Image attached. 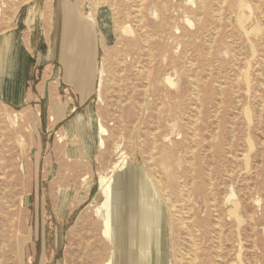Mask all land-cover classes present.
Returning <instances> with one entry per match:
<instances>
[{
	"label": "rangeland",
	"instance_id": "obj_1",
	"mask_svg": "<svg viewBox=\"0 0 264 264\" xmlns=\"http://www.w3.org/2000/svg\"><path fill=\"white\" fill-rule=\"evenodd\" d=\"M67 1L0 0V264L107 262L99 180L122 152L167 208V260L151 264H264V0H71L61 37ZM92 23L103 36L89 102L107 129L105 167L50 182L32 155L60 130L45 125L36 77L21 80L18 102L6 97L13 66L23 56L32 71L56 28L64 59L88 56Z\"/></svg>",
	"mask_w": 264,
	"mask_h": 264
},
{
	"label": "crops",
	"instance_id": "obj_2",
	"mask_svg": "<svg viewBox=\"0 0 264 264\" xmlns=\"http://www.w3.org/2000/svg\"><path fill=\"white\" fill-rule=\"evenodd\" d=\"M64 16L67 17L66 12ZM84 26L74 29L77 31L74 33L76 38L80 37L81 39L84 36L83 29L86 28ZM88 29L92 31L95 38V45L88 56L79 51L70 56L68 60L64 59L62 54L56 55L55 45L59 39L56 28V30H50L49 35L44 34L45 38L43 37L42 40L40 37L39 45L36 44V48H39L41 52L37 54L32 71V64L28 65L29 62L23 56L19 57L14 64L12 75L15 81L10 85L8 96L4 91L5 86L1 84L3 94L8 99L18 102L17 91L20 90L23 94L21 82L24 76H27V79L37 78L38 82L35 88L39 102H42L44 110L50 116L49 121L46 117L44 118L46 119L45 125L58 127L63 141L55 140L54 147H52L50 144L51 135H47L46 145L41 144L43 140L40 139L38 152H35L32 158L35 162L34 165L38 167V172L50 175L48 181L54 183H57L56 179L60 175L79 171L77 167H86L83 169V175L89 180L100 171L99 167L100 169L105 167V159L100 151L98 122L92 115L94 114L93 107L89 102L97 89L99 40L101 41L103 34L99 33L94 23ZM59 30V34L63 32L62 30L66 31V25L64 28L59 26ZM64 33L66 34V32ZM64 41L61 43L64 44ZM29 95H31L29 98L32 101L34 96L32 90ZM37 106L41 108V105ZM63 142L65 145L61 144ZM53 150L61 151L57 155ZM70 183L73 185L72 182ZM54 187L67 189L69 185L52 184L49 186L50 189Z\"/></svg>",
	"mask_w": 264,
	"mask_h": 264
},
{
	"label": "bare ground",
	"instance_id": "obj_3",
	"mask_svg": "<svg viewBox=\"0 0 264 264\" xmlns=\"http://www.w3.org/2000/svg\"><path fill=\"white\" fill-rule=\"evenodd\" d=\"M188 1L194 3L193 0ZM74 9L75 6L72 5L71 0H68L66 4L59 5L58 11L72 14ZM79 13L81 14L80 10ZM62 15L58 27L64 28L66 25L68 30L67 20L70 16L63 18ZM89 18L93 22L96 21L93 15L89 14ZM64 39H59L56 44V49L59 50L57 54L62 56L66 54L67 34ZM63 41L64 44L61 43ZM99 133L102 134L99 142L103 146V135L107 134V129L101 125ZM110 171L109 175H101L99 180L102 201L98 212H105L103 235L108 238L113 247L111 258L104 264H151L150 259L155 256L164 258L166 256L167 260L164 247L167 233V208L158 197L152 180L146 175L143 167L132 164L124 152ZM158 183L162 185L161 181Z\"/></svg>",
	"mask_w": 264,
	"mask_h": 264
}]
</instances>
